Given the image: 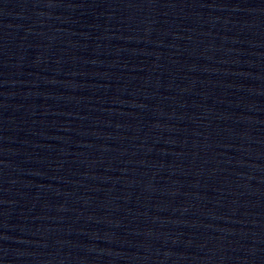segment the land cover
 Segmentation results:
<instances>
[{"label": "water", "instance_id": "water-1", "mask_svg": "<svg viewBox=\"0 0 264 264\" xmlns=\"http://www.w3.org/2000/svg\"><path fill=\"white\" fill-rule=\"evenodd\" d=\"M0 264H264V0H22Z\"/></svg>", "mask_w": 264, "mask_h": 264}]
</instances>
